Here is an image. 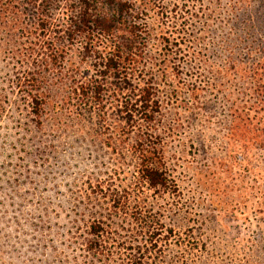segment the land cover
<instances>
[{
	"label": "rangeland",
	"instance_id": "rangeland-1",
	"mask_svg": "<svg viewBox=\"0 0 264 264\" xmlns=\"http://www.w3.org/2000/svg\"><path fill=\"white\" fill-rule=\"evenodd\" d=\"M152 1L163 7L166 25L179 29L183 23L182 40L171 47L179 76H163L149 57L143 67L149 73L144 79L157 89L152 127L163 137L165 166L176 188L157 189L139 182L128 147L112 153L87 134L88 128L79 126L71 113L45 107L38 121L12 85L21 67L9 53L18 50L25 39L19 37L10 16L0 20V264H126V255H139L141 264H264V215L251 213L244 220L216 218L207 203L208 194L198 183L206 173L211 187L230 190L223 199L232 203L245 205L254 200L236 196L241 189L257 191L256 200L264 196L263 152L254 150L258 155L253 163L261 171L242 180L237 175L223 180L222 167L216 164L223 156L217 132L224 102L210 87L218 81L213 68L224 55L219 44L228 30L218 26V19L225 17L221 10L226 0L220 1L211 24L205 23V15L213 0ZM4 2L3 6L12 4L0 0ZM251 10L255 32L263 40L264 27L256 17L264 15V0H251ZM142 18L148 28L156 23L152 12ZM78 44L72 45L74 53ZM252 46L255 55L261 53V45ZM245 50L239 45V53ZM204 51L212 53L207 60L197 54ZM74 58V54L69 57ZM45 79L53 81L54 74L47 72ZM131 82L141 84L135 78ZM183 83L205 88L198 105H211V111L206 109L210 118L167 100L168 93ZM225 86L240 98L248 93L249 84L246 77H240ZM188 94L186 90L179 93L184 103L191 101ZM175 121V136L166 138L163 130ZM144 126L136 122L131 142L133 133ZM98 183L102 190L91 192ZM122 200L120 207L117 203ZM133 214L145 222L133 220ZM152 220L161 228L149 243L146 229ZM92 221L101 222L104 229L103 248L94 255L84 246ZM169 229L172 233H167Z\"/></svg>",
	"mask_w": 264,
	"mask_h": 264
},
{
	"label": "trees",
	"instance_id": "trees-1",
	"mask_svg": "<svg viewBox=\"0 0 264 264\" xmlns=\"http://www.w3.org/2000/svg\"><path fill=\"white\" fill-rule=\"evenodd\" d=\"M220 1L213 0L212 9L207 8L206 24L214 21ZM10 3L5 6V2L0 3V20L10 16L19 37L25 39L19 43L18 50L9 53L10 59L21 67L16 70L12 85L35 118L40 121V112L45 107L71 113L79 126L88 128L87 134L112 153L128 147L135 159L139 182L157 189L176 188L165 166L163 137L152 127L157 113L153 110L157 106L154 99L157 89L144 79L149 73L143 67L149 57L154 60V66H160L163 76H179L173 61L176 53L171 47L176 40H182L179 34L183 23H179V29L166 25L163 7L152 0H11ZM221 11L225 17L218 19V26L228 31L219 44L224 51L222 62L213 68L218 81L210 87L224 102L223 121L217 132L223 156L216 164L222 167L223 180H232L235 175L242 180L262 169L253 159L258 155L254 150L264 154V38L261 40L255 32L251 0H226ZM148 12L156 17L151 28L142 22L143 15ZM256 18L264 27V15ZM76 42L79 44L74 53L72 45ZM254 43L262 46L257 55ZM239 45L248 50L239 53ZM148 52L152 55L148 56ZM71 54L75 55L72 60L69 59ZM197 54L205 60L212 55L207 51ZM49 71L54 74V80L48 83L45 75ZM240 77H246L249 86L248 93H242L239 98L225 84ZM132 78L141 84H133ZM181 90L189 93L191 101L184 103L180 99ZM204 91V87L195 84H178L168 93L167 100L188 111H201L208 119L211 105H198ZM138 120L146 126L133 133L131 142L130 135ZM177 128L175 121L163 130V134L172 138ZM234 168L237 170L233 171ZM198 183L208 194L207 203L216 218L235 220L241 217L244 220L247 214L264 215V196H257L256 200L257 191L248 193L241 189L236 194L254 198L244 205L239 204L240 201H224L223 197L228 198L230 190L211 187L206 173L200 176ZM99 186L100 183L95 185L91 192L102 190ZM122 199L125 200V196ZM123 200L118 206H124ZM132 218L139 223L145 222L134 214ZM153 223L152 220L146 229L145 240L149 243L161 228ZM88 229L85 250L92 255L99 254L103 248L102 223L92 221ZM167 233L172 231L169 229ZM136 249L140 251L139 247ZM138 256L126 255V264H141Z\"/></svg>",
	"mask_w": 264,
	"mask_h": 264
}]
</instances>
